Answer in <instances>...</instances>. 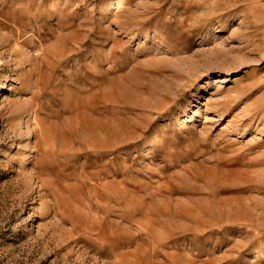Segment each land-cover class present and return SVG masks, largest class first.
Returning a JSON list of instances; mask_svg holds the SVG:
<instances>
[{
  "label": "rangeland",
  "instance_id": "obj_1",
  "mask_svg": "<svg viewBox=\"0 0 264 264\" xmlns=\"http://www.w3.org/2000/svg\"><path fill=\"white\" fill-rule=\"evenodd\" d=\"M116 1L0 0V264H264V0Z\"/></svg>",
  "mask_w": 264,
  "mask_h": 264
},
{
  "label": "bare ground",
  "instance_id": "obj_2",
  "mask_svg": "<svg viewBox=\"0 0 264 264\" xmlns=\"http://www.w3.org/2000/svg\"><path fill=\"white\" fill-rule=\"evenodd\" d=\"M115 3L107 5L106 9L107 10H118V9H120L122 7V5H123V0H117ZM188 120L190 122H192L193 120H195V117L191 116V117H189ZM180 132H181V129H180Z\"/></svg>",
  "mask_w": 264,
  "mask_h": 264
}]
</instances>
